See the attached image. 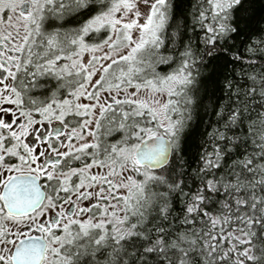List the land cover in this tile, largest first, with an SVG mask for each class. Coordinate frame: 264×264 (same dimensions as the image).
I'll return each instance as SVG.
<instances>
[{
	"label": "snow or ice",
	"instance_id": "1",
	"mask_svg": "<svg viewBox=\"0 0 264 264\" xmlns=\"http://www.w3.org/2000/svg\"><path fill=\"white\" fill-rule=\"evenodd\" d=\"M0 264H264V0H0Z\"/></svg>",
	"mask_w": 264,
	"mask_h": 264
}]
</instances>
